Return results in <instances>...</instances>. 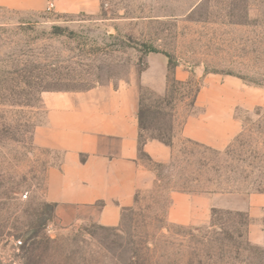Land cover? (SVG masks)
Segmentation results:
<instances>
[{"label": "rangeland", "instance_id": "1", "mask_svg": "<svg viewBox=\"0 0 264 264\" xmlns=\"http://www.w3.org/2000/svg\"><path fill=\"white\" fill-rule=\"evenodd\" d=\"M142 77L165 90L139 84L141 140L171 159L139 154L153 181L116 226L63 224L43 198L60 155L32 145L43 93ZM0 264H264V0L0 9Z\"/></svg>", "mask_w": 264, "mask_h": 264}, {"label": "crops", "instance_id": "2", "mask_svg": "<svg viewBox=\"0 0 264 264\" xmlns=\"http://www.w3.org/2000/svg\"><path fill=\"white\" fill-rule=\"evenodd\" d=\"M0 9L31 14L43 11V0H0ZM139 84L159 94L165 90L163 77L153 83L142 77L140 83L115 81L43 93L44 121L35 128L32 145L60 155L46 171L43 198L56 205L55 216L63 224L116 226L137 192L153 181L139 154L159 164L171 159L172 148L157 140L146 141L139 152ZM181 134L208 143L192 120Z\"/></svg>", "mask_w": 264, "mask_h": 264}, {"label": "trees", "instance_id": "3", "mask_svg": "<svg viewBox=\"0 0 264 264\" xmlns=\"http://www.w3.org/2000/svg\"><path fill=\"white\" fill-rule=\"evenodd\" d=\"M172 84H179L178 81H175L174 79H168L167 80V89L170 88V86ZM137 121H138V129H139V136H138V143H139V152L141 153L140 151V146L145 143L146 141L148 140H141V131L144 129V112L141 108V100H139V111H138V114H137ZM151 140H157L167 146H171L170 142L169 141H166L165 139H162L160 136H157V137H152ZM142 154V153H141ZM47 208L49 207L50 210H52L54 208V205H50V204H47L46 205ZM47 221V218H44V219H41L40 220V225H44V223ZM29 238H26L25 240H28ZM25 244V243H24ZM25 246V245H24ZM23 246V248H24Z\"/></svg>", "mask_w": 264, "mask_h": 264}, {"label": "built area", "instance_id": "4", "mask_svg": "<svg viewBox=\"0 0 264 264\" xmlns=\"http://www.w3.org/2000/svg\"><path fill=\"white\" fill-rule=\"evenodd\" d=\"M52 7H53V4H49L48 9H50V8H52ZM17 244L20 245V244H21L20 241H17Z\"/></svg>", "mask_w": 264, "mask_h": 264}]
</instances>
